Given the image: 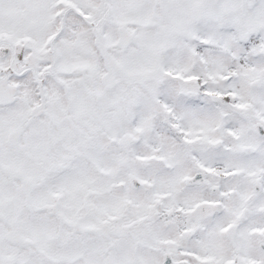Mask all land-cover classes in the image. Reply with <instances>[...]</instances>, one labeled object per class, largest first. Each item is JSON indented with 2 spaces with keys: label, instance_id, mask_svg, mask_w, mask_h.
I'll return each instance as SVG.
<instances>
[{
  "label": "snow or ice",
  "instance_id": "6c2138e0",
  "mask_svg": "<svg viewBox=\"0 0 264 264\" xmlns=\"http://www.w3.org/2000/svg\"><path fill=\"white\" fill-rule=\"evenodd\" d=\"M0 264H264V0H0Z\"/></svg>",
  "mask_w": 264,
  "mask_h": 264
}]
</instances>
